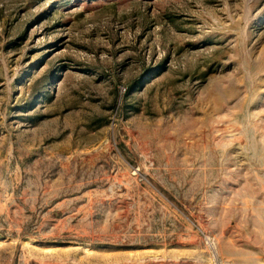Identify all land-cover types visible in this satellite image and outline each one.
I'll return each mask as SVG.
<instances>
[{"label":"rangeland","instance_id":"374dc122","mask_svg":"<svg viewBox=\"0 0 264 264\" xmlns=\"http://www.w3.org/2000/svg\"><path fill=\"white\" fill-rule=\"evenodd\" d=\"M0 264H264V0H0Z\"/></svg>","mask_w":264,"mask_h":264}]
</instances>
